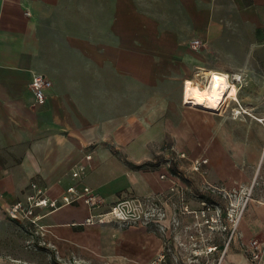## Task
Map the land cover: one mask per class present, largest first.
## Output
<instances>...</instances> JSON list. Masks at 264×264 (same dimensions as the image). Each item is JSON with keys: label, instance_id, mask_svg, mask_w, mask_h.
Segmentation results:
<instances>
[{"label": "crops", "instance_id": "1", "mask_svg": "<svg viewBox=\"0 0 264 264\" xmlns=\"http://www.w3.org/2000/svg\"><path fill=\"white\" fill-rule=\"evenodd\" d=\"M194 41L203 46L193 48ZM207 71L241 76L230 81L238 97L229 103L241 104L240 119L184 102L186 81ZM37 74L52 82L43 104L31 87ZM100 137L117 148L137 137L158 146L174 141L179 156L209 160L208 181L193 167H121L96 150L84 183L108 204L157 197L164 229L79 225L88 206L67 205L44 223L70 262L202 264L203 249L212 264H252V240L264 243V194L252 196L225 255L227 232L212 231L196 212L209 186L245 189L264 166V0H0V232L16 223L29 232L8 218V204L25 199L34 181L61 198L76 182L71 173L91 145L84 143ZM175 183L183 199L171 191ZM211 233L214 242H206Z\"/></svg>", "mask_w": 264, "mask_h": 264}, {"label": "built area", "instance_id": "2", "mask_svg": "<svg viewBox=\"0 0 264 264\" xmlns=\"http://www.w3.org/2000/svg\"><path fill=\"white\" fill-rule=\"evenodd\" d=\"M192 46L195 49H200L203 45H201L200 41H194ZM229 78L230 76H228V79ZM231 78L233 81L241 80V76L237 75ZM31 87L34 91L36 101L43 104L47 100V92L51 89L52 82L45 75L37 74L33 78ZM226 101L223 102V104H225ZM184 102L186 103L185 99ZM237 103L238 107L242 109L241 104L239 102ZM186 104L190 105L188 103ZM222 106L223 105H220L219 109H221ZM239 108L235 111L236 116L241 113ZM95 152L96 149L92 144L86 147L83 160L76 164L75 169L71 173L76 182L67 188L61 198L50 197L47 189L41 187L34 181L31 183V191L27 194L25 199H19L8 204L6 209L8 218L23 223L29 229L32 237H44L51 232L50 226L44 223L46 217L67 205L83 203L88 206L91 215L85 221L77 223L79 225L95 223H119L124 226L148 225L150 223H156L159 226L162 225V219L165 218L166 211L157 197L128 195L127 197L108 204L106 199L97 193L93 187L84 183L83 179L88 176L92 168ZM180 157L187 158V154L181 153ZM191 162L193 163V170L205 177L208 173L206 167L209 160L207 158H198L191 160ZM161 177L162 179H166L168 175L164 173ZM208 189L214 193H221L224 201L222 203L214 201V204H211L204 200L202 209L197 211L196 214L198 217L202 218L204 223L209 225L212 230H223L227 232L228 238L226 241V250L224 252L225 255L228 247L239 234L240 222L252 198V189L246 193V197L245 194L238 195L237 191H229L225 188L209 186ZM171 191L178 192L182 199L185 197L183 190L179 188L177 183L173 184ZM242 196L244 201L243 205L240 207L237 203ZM225 200H227L226 203ZM186 210L190 211L188 205H186ZM216 249V247H213L209 250L213 251ZM248 253L252 264H264L263 242L258 239L252 240ZM163 259H165V254L161 256L160 260Z\"/></svg>", "mask_w": 264, "mask_h": 264}, {"label": "rangeland", "instance_id": "3", "mask_svg": "<svg viewBox=\"0 0 264 264\" xmlns=\"http://www.w3.org/2000/svg\"><path fill=\"white\" fill-rule=\"evenodd\" d=\"M209 74H210L209 71L204 72L203 75L196 74L197 76L198 75L200 76V79L196 81L194 80V82L196 83L200 82L202 84H206L210 78ZM229 81H232L231 76L229 78ZM141 99H143V97H141ZM231 101L233 100L229 99L226 101L225 104L222 103L221 105L223 106L221 108V111L220 112L215 111V113H221V112L226 113L227 111H229L231 112V116L234 117V119L235 118L240 119L241 115L243 114V111L241 108L238 107L241 113L236 116L235 111L237 109H231L230 106L231 104L229 105ZM140 102H145V101L140 100ZM201 110L207 111L214 115V111H209L205 109H201ZM139 111L140 113H144L145 109L140 107ZM235 126H239V125H235ZM145 127L146 126L143 125L142 128H140V131L141 130L147 131L148 126L147 129ZM90 143L97 150L98 154L101 149H105L109 153V156L111 158L116 159L119 162L121 167H127V168L129 167L130 169L132 168L134 170L142 169L146 171L155 170L156 167L157 169L158 167L159 168L160 167L174 168L181 166L191 167V168L193 167V163L189 161L192 157L190 155H187V158H181L179 156L180 151L178 150L177 144L174 141L164 142L162 146H158V144H154V141L152 143V141L149 142L144 137H137L136 139L128 143L129 144L128 147L117 148L113 141L108 139L105 140L100 137V140L96 139L93 141H86L83 147ZM97 161H98L97 167H100L101 166L100 155L98 156ZM182 161L184 162L186 161L188 164L187 163L184 164V162ZM259 167L261 174L260 177L259 176H256L257 178L255 177L254 185L252 183L250 187H246L245 189L235 188L232 191L234 192L237 191L238 195L245 194L246 197L247 195L246 193L250 189H252V196L263 195L264 166L263 164L262 165L260 164ZM207 175L208 174H206L205 177H202L200 175L202 179H204V184L206 183V181H208ZM176 176L178 178L182 177L181 175H176ZM210 189H207V192L201 195V198L203 200H206L211 204H214V196H215L214 194H217L219 196V200H222V202L224 201L221 193L219 192L214 193ZM198 195L200 196V194L198 193L194 194V192H188V196L193 198L196 197V199L198 198ZM238 201L239 202L237 203V205L241 207L244 201L243 196ZM226 202L227 200H225V203ZM199 206L200 204L198 205V207ZM23 228L25 229V227L22 224L16 223L13 224L10 228H8L5 232H0V264H71V262L72 264H90L88 262H82V261L77 263L76 262L77 260L74 258H72L70 262L68 256L66 254L64 255L65 252L63 250H66V247L65 246L57 247V245L48 238L50 233L44 237L43 236L32 237L31 233L25 231ZM158 228L161 230L164 229L161 228L160 226ZM212 231H214V229ZM208 236H209L208 237L209 240L206 239L207 240L206 242L208 241L211 242L210 240H213L214 242V234L211 233ZM210 236L212 237L211 239ZM202 250L203 249H201V252H199V257H202L201 259L202 264H212L211 262H209L208 258H206L205 256L206 254Z\"/></svg>", "mask_w": 264, "mask_h": 264}, {"label": "bare ground", "instance_id": "4", "mask_svg": "<svg viewBox=\"0 0 264 264\" xmlns=\"http://www.w3.org/2000/svg\"><path fill=\"white\" fill-rule=\"evenodd\" d=\"M206 84L188 80L183 86V99L194 108L217 111L226 100L237 99V86L232 84L228 76L212 71ZM219 77L217 80L215 78Z\"/></svg>", "mask_w": 264, "mask_h": 264}, {"label": "snow or ice", "instance_id": "5", "mask_svg": "<svg viewBox=\"0 0 264 264\" xmlns=\"http://www.w3.org/2000/svg\"><path fill=\"white\" fill-rule=\"evenodd\" d=\"M215 79L219 80L220 78H219V77H217V78H215Z\"/></svg>", "mask_w": 264, "mask_h": 264}]
</instances>
